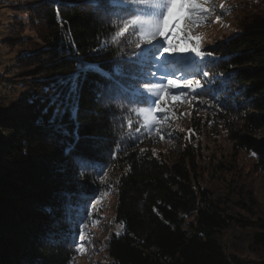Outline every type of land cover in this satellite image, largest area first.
<instances>
[{
	"label": "trees",
	"instance_id": "16d2710c",
	"mask_svg": "<svg viewBox=\"0 0 264 264\" xmlns=\"http://www.w3.org/2000/svg\"><path fill=\"white\" fill-rule=\"evenodd\" d=\"M28 1L42 44L25 55L29 68L17 73L23 76L11 93L18 99L0 108V264H72V223L114 172L121 231L108 241L110 264H243L221 243L232 228L251 231L252 245L264 251V217L237 215L213 198L198 182L191 145L172 155L154 152L152 131L137 115L147 106L142 89L126 75L137 37H116L124 23L119 6ZM212 55L222 59L205 68L215 91L208 115L240 150L255 153L264 173V18L241 25ZM80 57L99 67L81 71L70 96ZM65 194L73 211L62 220ZM251 201L245 211L258 207Z\"/></svg>",
	"mask_w": 264,
	"mask_h": 264
},
{
	"label": "rangeland",
	"instance_id": "374dc122",
	"mask_svg": "<svg viewBox=\"0 0 264 264\" xmlns=\"http://www.w3.org/2000/svg\"><path fill=\"white\" fill-rule=\"evenodd\" d=\"M200 2L205 8L210 9V14L201 17L202 23L189 25L187 33L181 35H187L191 41L199 39L202 50L206 52L212 53L216 45L238 33L241 25L248 24L253 18H264V0H200ZM175 13L174 6L165 20L168 36L172 35L173 26L177 30L185 26L183 19L180 20L179 25H175L177 19ZM35 18L32 1L2 0L0 2V108L10 106L12 103L9 102L12 98L18 99L11 93L14 84H17L23 76L17 73L29 68L30 65L25 66L23 62L25 55L32 49L38 50L42 44L38 36L41 27L36 24ZM131 45L134 50L127 57L129 61L135 60L137 51L135 44L131 43ZM180 46L183 47V43ZM161 52L163 55L162 49ZM168 56L167 53L155 61L146 58L145 62L137 67L131 63L128 69L126 67V75L130 76L127 80L134 88L142 89L138 91L144 98H149L150 102L145 108L150 106L155 108L152 101L156 98L144 90L151 86L149 82L155 83L165 74H168V78L175 79L181 75V69L187 74L193 63H199L194 61L193 55L187 53L172 54L173 61L165 63V58ZM208 64L210 63L201 65L204 71H207L205 68ZM148 65L152 66L150 71L155 72L156 76L148 75ZM194 78L201 79L202 84L207 86L206 90H197L199 96H194L191 90L181 88H171L169 92L163 94L164 107L168 111L154 113L156 118L162 121L158 125L159 131L152 130L151 142L154 152L156 154L170 152L172 155L181 146L191 145L195 149L194 171L198 182L211 192L213 198L223 202L237 215L253 217L256 214L264 217L262 169L255 156L234 145L229 140L227 130L208 115L212 111V104L208 101H211L215 93L212 89L213 84L210 83L212 77L209 76L208 80L198 76ZM163 83L167 84V79H163ZM19 89L21 92L24 91L21 85ZM115 174L114 172L106 176L100 182L102 187H97V190L90 193L91 195L84 201L85 216L79 218L77 223H72L73 232L78 233L79 223L83 220L86 237L83 250L78 252L75 248L72 264L111 263L107 252L108 241L121 231V226L115 219L118 195ZM97 199L100 202L95 204ZM251 200H255L258 207L253 208L252 212L245 211V206L251 208L253 204ZM88 212H91V216L87 215ZM75 242H78V236ZM221 243L229 256L243 264H260L264 259V251L252 245L249 230L232 228L225 232Z\"/></svg>",
	"mask_w": 264,
	"mask_h": 264
},
{
	"label": "snow or ice",
	"instance_id": "6c2138e0",
	"mask_svg": "<svg viewBox=\"0 0 264 264\" xmlns=\"http://www.w3.org/2000/svg\"><path fill=\"white\" fill-rule=\"evenodd\" d=\"M60 0H57L59 3ZM86 3L96 5L101 4H116L120 8L118 19L124 21L123 28L121 31L116 32V37L124 36L126 33L131 32L136 35V41H130V43L135 44L137 49L135 53V60L127 61L133 64L134 67H137L139 64H143L146 58H152L153 60H159L162 56L161 49L163 53H168L169 56L165 58V63L173 61L172 54L187 53L193 55L194 61H199V63H193L192 68L185 74V70L181 69V75L175 79L168 78V74H165L162 78H159L155 83L149 82L151 86L147 87V92L150 96L155 97L156 99L152 101L155 104L153 109L151 106L148 108H143L137 110L138 116H143L144 123L142 127L146 128L149 132L153 129L159 131L158 125L162 121L158 120L155 116V112H167L168 110L164 107L163 94L169 92L171 88H181L191 90L194 96H199L200 93L198 89H207L205 84H202L201 79L194 77H202L205 80H208L210 74L207 71H204L201 65L207 63L217 62L219 59L212 55L211 52H206L202 50V46L199 42V39L195 41L189 40L187 35H181V33H187L189 25L195 26L199 23H202L201 17L207 16L210 14V9L205 8L203 3L200 0H85ZM176 7V21L175 25H179L180 20L185 21V26L183 29L177 30L175 26L172 27V35L168 36L166 33L168 31V26L165 24L167 15L171 13L172 8ZM223 7V6H222ZM214 11V9H211ZM186 12V15L184 13ZM130 17V18H129ZM219 16L217 19L219 20ZM162 37L163 39H157ZM155 41V42H153ZM167 43V47H165ZM183 43V47L180 44ZM102 47H107V42H101ZM109 63H115V61H110ZM98 65L88 64L84 61L83 57H80L77 60V72L73 74L70 78L71 85L69 88V95L77 92L78 85L77 79L81 71L87 72L98 68ZM152 66L148 65L149 71L148 75L156 76L155 72H151L150 68ZM117 75L121 74L122 69L117 66L115 68ZM105 76L110 77V73H102ZM163 79H167V84L163 83ZM149 98H143V103L149 104ZM73 119L76 117L77 108L73 106ZM129 127L132 126V121L128 122ZM139 131V128L136 129ZM78 138V137H77ZM163 138V134H161ZM255 154V153H253ZM67 199L62 205L65 215L61 219L71 218L73 211V205L71 201V194H65ZM100 201L97 199L95 204H98ZM93 204V207L95 206ZM51 212V209H49ZM88 216H91V212L87 213ZM60 221H55L53 228H55ZM80 231L78 233H73L74 247L76 250H83V242L86 237L84 235L85 223L83 220L79 223ZM49 235H53L52 230L50 229ZM119 235V233H117ZM78 236V242L76 237Z\"/></svg>",
	"mask_w": 264,
	"mask_h": 264
}]
</instances>
